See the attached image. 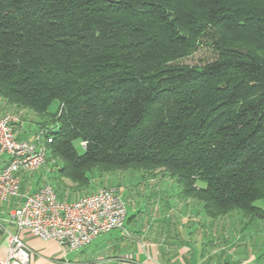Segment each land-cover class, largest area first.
I'll return each mask as SVG.
<instances>
[{
  "label": "trees",
  "instance_id": "1",
  "mask_svg": "<svg viewBox=\"0 0 264 264\" xmlns=\"http://www.w3.org/2000/svg\"><path fill=\"white\" fill-rule=\"evenodd\" d=\"M201 41L215 59L174 62ZM0 98L49 128L56 192L159 172L209 218L264 219V0H0Z\"/></svg>",
  "mask_w": 264,
  "mask_h": 264
},
{
  "label": "crops",
  "instance_id": "2",
  "mask_svg": "<svg viewBox=\"0 0 264 264\" xmlns=\"http://www.w3.org/2000/svg\"><path fill=\"white\" fill-rule=\"evenodd\" d=\"M25 131L20 120L15 134L27 138ZM40 186L0 201V264L7 258L8 232H15L9 213L19 205L22 195ZM177 199L159 198L164 212L156 210L148 223L136 225L128 235L111 230L77 250L65 251L53 240L22 232L20 237L30 251L28 264H264L262 219L248 221L239 215L233 219V213L212 219L193 200L180 195Z\"/></svg>",
  "mask_w": 264,
  "mask_h": 264
},
{
  "label": "built area",
  "instance_id": "3",
  "mask_svg": "<svg viewBox=\"0 0 264 264\" xmlns=\"http://www.w3.org/2000/svg\"><path fill=\"white\" fill-rule=\"evenodd\" d=\"M15 113L0 115V201L20 196L21 172H33L46 161L45 141L50 130L41 128L34 139L18 138ZM43 136V138H41ZM85 148L86 142H81ZM126 205L117 187H102L74 200L61 199L51 184H45L21 196L19 205L9 213L15 232H8V254L2 264H28L29 248L21 239L28 232L42 240H53L65 251L77 250L111 230L124 226Z\"/></svg>",
  "mask_w": 264,
  "mask_h": 264
},
{
  "label": "rangeland",
  "instance_id": "4",
  "mask_svg": "<svg viewBox=\"0 0 264 264\" xmlns=\"http://www.w3.org/2000/svg\"><path fill=\"white\" fill-rule=\"evenodd\" d=\"M217 55V52L214 51L208 42L201 41L198 42L195 50L186 55L177 57L174 62L189 66H202L215 59ZM4 113H15L19 115L22 125L25 126V137H27V139H34V136L37 135L39 129L47 128L46 126H40L44 121H42L39 116L31 110L6 103L0 98V114ZM47 129L49 130V128ZM20 134L23 136L22 133ZM41 138H43V136ZM74 145L79 153L83 152L84 148L82 147L81 142H75ZM46 152V161L39 169L29 173L24 172L20 175V190L28 192L37 185H55L54 176L56 175L58 162L56 159L48 155L47 147ZM199 185H202V182H199ZM102 187L118 188L126 205L127 215L124 226L129 233L135 229L136 225L148 223L149 216L155 214L156 210H158V212H164L158 204L157 200L159 198L166 195L169 199L174 200L180 195V186L175 179H172L166 174L159 172L156 175L148 173L141 174V172H133L129 170L117 171L101 177H92L89 187L81 191H76L75 193H70L68 190L63 189L58 190V192L60 198L74 200ZM255 204L264 209V199L257 200ZM171 214L174 215V212L172 211ZM236 217L238 218L237 215L233 214L232 218L236 219ZM239 220H241V218ZM259 224L258 227L260 226ZM263 225L264 219H262V226Z\"/></svg>",
  "mask_w": 264,
  "mask_h": 264
},
{
  "label": "water",
  "instance_id": "5",
  "mask_svg": "<svg viewBox=\"0 0 264 264\" xmlns=\"http://www.w3.org/2000/svg\"><path fill=\"white\" fill-rule=\"evenodd\" d=\"M230 50L236 51V52H240L242 54L246 53V49L245 48H231Z\"/></svg>",
  "mask_w": 264,
  "mask_h": 264
}]
</instances>
